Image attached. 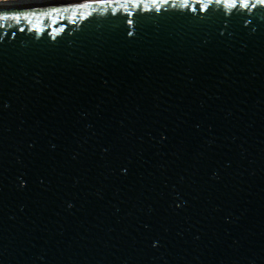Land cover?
Instances as JSON below:
<instances>
[{
	"label": "water",
	"instance_id": "1",
	"mask_svg": "<svg viewBox=\"0 0 264 264\" xmlns=\"http://www.w3.org/2000/svg\"><path fill=\"white\" fill-rule=\"evenodd\" d=\"M0 264H264V0L0 12Z\"/></svg>",
	"mask_w": 264,
	"mask_h": 264
},
{
	"label": "bare ground",
	"instance_id": "2",
	"mask_svg": "<svg viewBox=\"0 0 264 264\" xmlns=\"http://www.w3.org/2000/svg\"><path fill=\"white\" fill-rule=\"evenodd\" d=\"M110 0H0V12L31 11L41 7L55 10L75 9Z\"/></svg>",
	"mask_w": 264,
	"mask_h": 264
}]
</instances>
